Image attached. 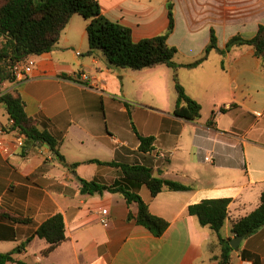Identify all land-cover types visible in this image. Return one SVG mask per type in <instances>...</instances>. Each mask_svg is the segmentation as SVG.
Returning <instances> with one entry per match:
<instances>
[{"label": "crops", "instance_id": "0c3cea01", "mask_svg": "<svg viewBox=\"0 0 264 264\" xmlns=\"http://www.w3.org/2000/svg\"><path fill=\"white\" fill-rule=\"evenodd\" d=\"M97 1L103 16L131 29L134 41L167 28V0ZM178 1L185 4L182 26L176 17ZM79 17L70 18L51 51L33 57L26 80L1 86V94L19 92L25 113L60 139L67 164L78 165L74 171L68 169L45 144L17 146L18 133L1 128L9 121L0 103V140L5 146L0 147V252L20 247L12 256L28 264H217L212 256L219 251L211 249L215 236L188 213V206L203 199L229 198L221 235L233 238L230 222L260 204L264 189V68L260 60L248 46L233 47L222 55L215 51L222 60L218 68L225 75L216 80V95L223 96L218 102L206 88H197L196 80L190 82L191 88L203 90V97L179 78L187 94L201 105L196 121L173 115L175 99L172 105L136 104L131 110L124 98L141 90L163 91L167 75L159 69L163 65L131 70L141 73L133 84L135 90L126 84L131 74L124 68L109 66L100 51L87 55V21ZM174 19L168 43L176 47L175 56L185 58L174 59L175 63L184 64L201 55L210 29L220 48L237 32L253 36L264 24V0H174ZM179 29L185 35L181 43L173 40ZM206 61L192 69L204 67ZM183 68L171 69L179 76ZM203 98L204 102L212 99L207 109ZM131 116L136 119L132 121ZM138 135L154 137L149 156L138 150ZM91 159L147 160L154 176L189 186L164 189L154 197L145 186L137 190L150 213L168 223L161 236L127 219L137 207L127 204L122 194L80 192L78 178H99L110 184L121 175L118 168L88 163ZM103 209L107 226L100 222ZM55 214L63 217L65 239L44 255L48 243L35 232ZM230 264H264V225L241 240Z\"/></svg>", "mask_w": 264, "mask_h": 264}, {"label": "trees", "instance_id": "16d2710c", "mask_svg": "<svg viewBox=\"0 0 264 264\" xmlns=\"http://www.w3.org/2000/svg\"><path fill=\"white\" fill-rule=\"evenodd\" d=\"M167 28L160 34L134 41L131 29L119 22L112 21L101 14L97 0H0V92L5 82H15L13 65L22 60L33 58L51 51L59 41V37L74 14L81 15L86 21L88 40L87 55L100 51L109 66L141 70L158 65L171 68H196L207 60L210 51L214 50L222 55L233 47L248 46L260 60L264 68V24H260L251 37L237 32L228 38L224 48H220L217 36L210 29L209 42L200 56L191 62L177 64L174 56L176 47L168 43V38L175 27L174 0H167ZM175 103L173 115L187 121H196L200 117L201 105L194 100L173 75ZM0 103L7 115L8 123L1 126L6 133L17 132L24 136L22 148L27 149L37 144H46L55 158L62 165L74 171L78 163L67 164L60 152V139L41 127V121L29 117L25 113V103L17 90L0 93ZM219 111H224L220 108ZM11 121V122H10ZM48 121V119H46ZM138 150L150 155L153 150L154 137L138 135ZM118 168L121 175L106 184L99 178L90 180L78 178L82 194H101L103 191L120 193L127 204H136L134 215L128 214L127 219L148 229L154 236H161L168 223L160 217L150 213L147 203L141 198L137 190L145 186L154 197L161 190H185L189 186L175 180L157 177L152 174V164L147 160L142 163L118 162L112 160L101 162L88 160ZM229 198L203 199L188 206V213L194 216L201 226L208 227L215 236L211 249H218V254L212 259L217 264H230L234 249L229 245L231 238H224L221 230L228 213ZM264 225V189L260 194V204L245 216L230 222V233L246 238ZM64 221L61 214H55L41 223L35 235L44 239L48 247L44 255L65 239ZM16 247L11 252H0V264H28L23 260L13 258V254L20 251ZM238 249V247H237ZM236 249V250H237Z\"/></svg>", "mask_w": 264, "mask_h": 264}, {"label": "rangeland", "instance_id": "374dc122", "mask_svg": "<svg viewBox=\"0 0 264 264\" xmlns=\"http://www.w3.org/2000/svg\"><path fill=\"white\" fill-rule=\"evenodd\" d=\"M185 4L184 2H176V17L179 21L180 26H182V22H183V10H184ZM79 15V14H78ZM81 16V15H80ZM80 20L82 21L84 18L81 16L79 17ZM182 28V27H181ZM247 37L248 33L245 34ZM184 30L183 29H179V31L176 33V35L174 36L173 40L178 41L179 43L182 42V39L184 37ZM240 47V46H237ZM79 51H81V49H79ZM83 56H86V51L85 52H81ZM175 60H185L184 57H182L180 54H177L174 58ZM222 60L219 59V55L215 52V51H211L208 60L206 61L204 67L202 68H198V69H180V75L176 76L177 80L180 78L184 83H186L187 87L189 89H191V91L197 95L198 97H200L201 95H203V93L205 94V92L203 90H201V93H199L198 91L195 92L192 88H191V81H195L197 83H199V85H197V88H206L208 93L213 94V97L217 98V101H220L221 97L220 95H216L217 92V82L216 80H218L219 77H225V75L223 73H221L220 69L218 68V64L221 62ZM164 65L160 66L159 69H163L167 75L165 76L164 80L163 77L157 76L158 78H161L163 80L162 83L163 84V91L161 92H157L156 94H154L153 92H150L148 90H141L136 96H132L131 98H124L127 102V104L129 105V108L132 110V106H136V104H146L149 106H165L168 104L173 103L174 99H175V91H174V87H173V74H174V69L171 68H167ZM157 69V70H159ZM124 70H126V72H128L129 74H131L129 77H126V84L129 85L130 87L133 86V84L139 79V75L141 73L137 72V71H131V69L128 68H124ZM181 84V83H180ZM135 88V86H133ZM136 90V88H135ZM205 96V95H203ZM201 96V97H203ZM134 97V98H133ZM204 98H203V103L205 105V109L209 108L210 105H212V99L208 98L206 100V102H204ZM132 119H136V117L131 116V120ZM133 121V120H132Z\"/></svg>", "mask_w": 264, "mask_h": 264}, {"label": "built area", "instance_id": "2783aa9c", "mask_svg": "<svg viewBox=\"0 0 264 264\" xmlns=\"http://www.w3.org/2000/svg\"><path fill=\"white\" fill-rule=\"evenodd\" d=\"M33 66H34L33 58H28L26 60H22V61L16 62L13 65V72H14V75H15V82H22V81L26 80L28 78V75L31 73V71L33 69ZM80 76L84 80L87 79V76L84 75V74H82ZM15 141H16L17 146L22 145V143L24 141V136L21 135V134H17V136L15 138ZM0 147L2 149H4V147H5L1 140H0ZM159 157H164V154H159ZM100 214H101L100 222L104 226H107L108 225V219H107L106 210L105 209L101 210Z\"/></svg>", "mask_w": 264, "mask_h": 264}, {"label": "water", "instance_id": "95a60500", "mask_svg": "<svg viewBox=\"0 0 264 264\" xmlns=\"http://www.w3.org/2000/svg\"><path fill=\"white\" fill-rule=\"evenodd\" d=\"M45 146L47 145L45 144ZM242 239V236H235L229 240V245L232 247V249L236 250Z\"/></svg>", "mask_w": 264, "mask_h": 264}]
</instances>
